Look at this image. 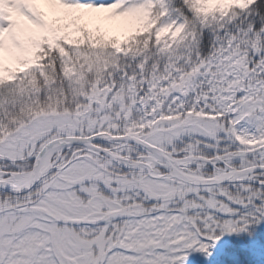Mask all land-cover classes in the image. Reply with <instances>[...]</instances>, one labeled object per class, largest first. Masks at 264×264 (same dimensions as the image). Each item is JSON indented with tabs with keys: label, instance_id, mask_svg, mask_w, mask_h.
<instances>
[{
	"label": "snow or ice",
	"instance_id": "obj_1",
	"mask_svg": "<svg viewBox=\"0 0 264 264\" xmlns=\"http://www.w3.org/2000/svg\"><path fill=\"white\" fill-rule=\"evenodd\" d=\"M0 264H264V0H0Z\"/></svg>",
	"mask_w": 264,
	"mask_h": 264
}]
</instances>
